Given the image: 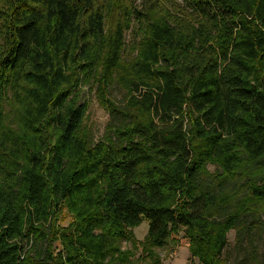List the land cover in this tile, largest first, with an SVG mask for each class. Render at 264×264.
Segmentation results:
<instances>
[{"label": "trees", "instance_id": "1", "mask_svg": "<svg viewBox=\"0 0 264 264\" xmlns=\"http://www.w3.org/2000/svg\"><path fill=\"white\" fill-rule=\"evenodd\" d=\"M181 230L258 262L264 0H0V264H160Z\"/></svg>", "mask_w": 264, "mask_h": 264}, {"label": "rangeland", "instance_id": "2", "mask_svg": "<svg viewBox=\"0 0 264 264\" xmlns=\"http://www.w3.org/2000/svg\"><path fill=\"white\" fill-rule=\"evenodd\" d=\"M177 1L182 3V0H177ZM124 37H125V42L130 44L134 37V31L127 30L124 33ZM84 95L89 101L87 117L85 121L91 128L94 140L97 141L98 139L102 137V134H103L105 125L108 122L109 116H108V113L97 104L93 91H88L84 89ZM112 97L117 101H121L123 98V92L119 89H113ZM208 168L210 169V171H214L217 169V166L209 164ZM72 217L73 216L68 211V209L66 207H63L58 222L61 225H66L69 221L72 220ZM147 226L148 224L144 220L143 222H141L140 225L133 228V232L135 233V236L137 237V239L141 240L144 237L147 231ZM173 236L176 242L171 244L172 246H170V248L168 247L169 249L174 248V247L176 248V246H181V244L183 243L181 244L179 243L180 239L185 238L182 230L178 234H175ZM227 237L229 240V245L227 247V250L230 252L229 264H245V263H240L239 261L247 254H245V251L243 253L241 251H238V249L234 247V230H230L227 233ZM255 241L258 243L259 251H260L259 252L260 254H258L259 255L258 262L256 263L253 260H250V263H246V264H264V230L262 231V233H259L257 235V237L255 238ZM169 249L168 251L167 250L162 251L161 256H160L162 260H166L172 256L170 254L171 251Z\"/></svg>", "mask_w": 264, "mask_h": 264}, {"label": "crops", "instance_id": "3", "mask_svg": "<svg viewBox=\"0 0 264 264\" xmlns=\"http://www.w3.org/2000/svg\"><path fill=\"white\" fill-rule=\"evenodd\" d=\"M181 246H176V248H171V257L162 260L160 264H200L198 263L196 258H193L190 256L189 251H188V240L185 237L184 239H180Z\"/></svg>", "mask_w": 264, "mask_h": 264}]
</instances>
